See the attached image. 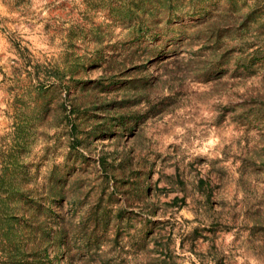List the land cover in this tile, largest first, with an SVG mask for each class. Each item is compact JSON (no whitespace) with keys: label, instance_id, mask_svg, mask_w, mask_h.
<instances>
[{"label":"rangeland","instance_id":"374dc122","mask_svg":"<svg viewBox=\"0 0 264 264\" xmlns=\"http://www.w3.org/2000/svg\"><path fill=\"white\" fill-rule=\"evenodd\" d=\"M2 200L22 264H264V0H0Z\"/></svg>","mask_w":264,"mask_h":264},{"label":"trees","instance_id":"16d2710c","mask_svg":"<svg viewBox=\"0 0 264 264\" xmlns=\"http://www.w3.org/2000/svg\"><path fill=\"white\" fill-rule=\"evenodd\" d=\"M6 201L2 200L0 201V209H3L6 206ZM1 219V218H0ZM6 229L4 231L3 236L6 237L7 231ZM12 239H6L5 243H3L2 248L0 250V264H22L21 262H15V261H22L20 259V256L23 254H20L19 247L21 246L18 245V243L15 242L13 243ZM13 261V262H10Z\"/></svg>","mask_w":264,"mask_h":264}]
</instances>
